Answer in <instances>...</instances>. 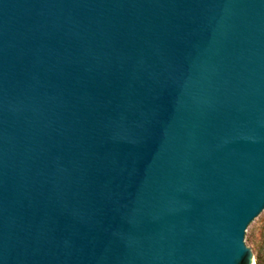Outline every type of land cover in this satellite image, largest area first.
<instances>
[{
    "label": "water",
    "instance_id": "95a60500",
    "mask_svg": "<svg viewBox=\"0 0 264 264\" xmlns=\"http://www.w3.org/2000/svg\"><path fill=\"white\" fill-rule=\"evenodd\" d=\"M264 0H0V264H252Z\"/></svg>",
    "mask_w": 264,
    "mask_h": 264
},
{
    "label": "rangeland",
    "instance_id": "374dc122",
    "mask_svg": "<svg viewBox=\"0 0 264 264\" xmlns=\"http://www.w3.org/2000/svg\"><path fill=\"white\" fill-rule=\"evenodd\" d=\"M244 245L252 253V264H264V211L246 229Z\"/></svg>",
    "mask_w": 264,
    "mask_h": 264
}]
</instances>
